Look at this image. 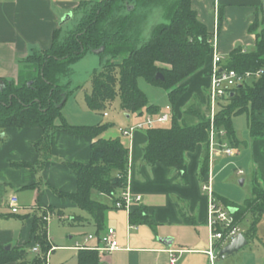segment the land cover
Here are the masks:
<instances>
[{
    "label": "trees",
    "instance_id": "obj_1",
    "mask_svg": "<svg viewBox=\"0 0 264 264\" xmlns=\"http://www.w3.org/2000/svg\"><path fill=\"white\" fill-rule=\"evenodd\" d=\"M149 1L83 0L75 10L81 13V17L74 27L63 38L61 30H55L51 46L29 53L18 77L4 79V85L0 87V128L40 127L42 137L35 142L40 153L51 152L58 131L91 138L89 162L63 160L76 176L77 190L73 193L56 191V194L91 216V220L81 215L61 220L79 224L91 222L97 234L105 229V214L111 206L94 199L92 191L110 196L113 203L120 198L129 183L130 150L125 138L104 136L114 126L113 123L72 124L63 115V107L74 88L70 82H61L60 77L68 64L87 52L103 48L99 55L102 59L109 56L100 68L93 71L91 92L85 94L86 103L92 110L103 113L106 103L120 97L125 113L142 115L146 111L159 115L162 109L150 104L139 79L144 78L151 85L164 87L168 90L172 107L171 124L144 129L148 138L143 150L144 160L150 164L161 163L185 175L186 154L202 144L201 174L206 175L209 171L212 120L205 114L197 97L183 110L181 118L175 107L187 91L184 82L201 70L212 54L213 33L199 20L192 7L193 0H163L160 4L164 5L168 22L153 25L148 39H143L141 32L133 37L127 31L128 17ZM129 6L133 8L129 10ZM122 8L128 13L120 21L114 15ZM218 16L220 29L223 19L221 10ZM111 19L113 29L107 30L105 25ZM258 26L259 22L255 20L249 28L256 37L255 49L249 51L236 46L223 62V67L240 73L262 70L260 76L236 86L228 95L227 103L219 104L215 113V129L225 130L227 141L233 147L240 145L233 124L236 115L247 114L253 138L264 137V121L261 119L264 112V29L258 31ZM159 73L164 79L157 78ZM58 119L59 123L56 122ZM18 164L26 165L24 161ZM226 204L237 208L233 217L238 224L247 220V214L252 215L250 228L244 234L248 239L255 237L258 222L264 214V188L255 185L251 196L243 204L230 201ZM56 211L61 209L50 206L34 218L32 247L39 244L44 255L56 246L49 238L46 219L48 214ZM183 216L185 222L194 223L192 218ZM129 221L135 225H154L144 205L132 207ZM27 246L14 245L7 249L0 245V264H46V255L37 254L27 261ZM77 258L79 264H102L96 249H79Z\"/></svg>",
    "mask_w": 264,
    "mask_h": 264
},
{
    "label": "crops",
    "instance_id": "obj_2",
    "mask_svg": "<svg viewBox=\"0 0 264 264\" xmlns=\"http://www.w3.org/2000/svg\"><path fill=\"white\" fill-rule=\"evenodd\" d=\"M82 1L0 0V78H17L29 53L49 48L54 31H62V16L69 12L70 18ZM262 2L192 1L199 20L207 26L209 32L214 33L219 24V10L223 19L220 29L218 25L212 54L207 58L205 66L184 82L187 91L177 102L175 111L183 112L196 97L202 100V104L208 102V92L204 91H209L214 53L225 57L239 45L248 50L255 48L256 37L250 33L249 28L258 17ZM125 115V127L143 120L134 122L131 119L133 113ZM261 119L264 121V114ZM41 137L40 127L0 128V217L15 216L22 220L18 222L17 245L32 244L34 218L48 207H76L68 199L56 194V191L73 193L77 190L76 176L63 160L87 163L91 158L92 140L88 136H73L58 131L48 154L40 153L35 147V142ZM125 140L130 150L129 189L133 195L142 197L133 206H146L154 225L139 224L128 230L130 212L116 208L113 199L108 196L111 207L105 214V229L115 228L119 249L109 253L99 252L102 264H172L170 250L177 257L175 264H216L220 257V247L226 243L221 241L212 244L208 225L209 196L202 186L211 179L216 198L225 204L226 201L231 202L223 187L219 188L214 180L219 174L214 165L220 155L213 156L208 173L202 175L204 146L199 144L194 151L186 154L187 169L186 174L182 175L161 163L150 164L144 160L143 150L148 142L145 130H137ZM244 145L248 146L245 142ZM236 153H240L238 148ZM261 153L264 154V137H254L251 155L252 163L258 170H264V155ZM21 161L26 165L20 166L18 163ZM259 187L264 188V183ZM14 195L19 199L20 209L17 213H13L9 207L10 197ZM183 214L192 218L194 223L185 222ZM16 234L14 228L0 226V245L8 246ZM89 234H94V237L86 241ZM89 234L83 239V244L97 245L101 233ZM162 238H171V246L162 242ZM215 246L217 257L211 259L210 251Z\"/></svg>",
    "mask_w": 264,
    "mask_h": 264
},
{
    "label": "rangeland",
    "instance_id": "obj_3",
    "mask_svg": "<svg viewBox=\"0 0 264 264\" xmlns=\"http://www.w3.org/2000/svg\"><path fill=\"white\" fill-rule=\"evenodd\" d=\"M163 0H150L145 5L139 7L133 15L128 17L127 31L133 37L142 33L143 39H148L150 31L153 25L159 23H167L168 19L165 15L164 5L160 2ZM128 13L125 8L118 10L114 17L120 21ZM69 12L61 18L62 31L61 38H63L67 32L74 27L77 21L81 17V13L73 11L70 18L66 19ZM256 20L259 22L258 31L264 29V0L259 10ZM107 30L113 29V20H108L105 25ZM244 50H248L243 48ZM255 48H252L254 50ZM250 51V50H249ZM109 56H105L104 59L93 51H89L84 54L78 60L68 64L66 66L64 74L60 77L61 82H70L71 87L74 88V92L69 96L66 104L63 107V115L69 123L72 124H95V123H113L104 136L128 138L130 136L121 135L119 127H125L127 125V118L125 111L121 108V99L117 97L112 102L106 103V107L103 113H98L92 110L86 103L85 94L91 92V75L95 69L100 68L103 62L108 60ZM224 59H228L226 55ZM140 87L147 93L150 104H155L164 111L166 106L170 105V99L168 96V90L161 86L151 85L146 82L144 78L139 79ZM204 89V88H203ZM204 92H208L205 89ZM200 100V98H198ZM193 101V100H192ZM202 100H200L201 102ZM220 104H226L227 100L222 99ZM220 106H217L215 111ZM176 108V107H175ZM145 111V108L143 109ZM203 110L205 114L211 119L212 111L208 106V102L203 104ZM161 111V112H162ZM172 111V110H171ZM179 118L183 117V112H178ZM264 113H262L263 115ZM146 115V111L143 115L133 113L132 120L135 122L139 119H143ZM59 121V119H58ZM171 122H166L162 125L169 126ZM233 124L236 131L240 145L234 147L240 150V153L228 155L225 152L220 156H217L214 169L219 171V174L214 179L219 186L225 190L226 197H229L231 202L236 204H243L244 201L251 196L252 189L255 185L262 186L264 183V170L256 169L254 162L252 163V146L253 137L250 134L247 124V114H240L233 117ZM144 130V129H140ZM215 130V129H214ZM216 132L217 129L215 130ZM224 140H227L226 136ZM244 142L248 146L244 145ZM217 148L219 147L216 145ZM261 155H264L261 153ZM216 159V158H215ZM214 160V159H213ZM215 161V160H214ZM216 167V168H215ZM223 167V168H222ZM235 167L237 169L235 170ZM239 170H243L242 173H238ZM244 179L241 183L240 180ZM262 180V182H261ZM223 194V192L221 193ZM92 197L109 204L110 199L104 194H100L97 191H92ZM218 203L226 205L221 199H217ZM9 213V212H8ZM76 214L89 218L91 216L79 207H63L61 211H56L49 214L48 219V235L56 246L50 252L48 261L49 264H79L77 258L78 249H75L76 243L83 244V239L89 233H95L96 228L93 223H69L67 219L75 216ZM247 220L239 222L234 221V225H237L240 229L239 233H244L250 228L252 223V215L247 214ZM18 222H22L19 217H0V226L12 227L17 231L16 236L8 245H17L19 228ZM103 231L100 233L102 234ZM132 232V231H131ZM130 233V232H129ZM231 239H224L222 242L228 244ZM32 244L27 246V261H31L37 253L33 251ZM44 255V254H43ZM216 264H264V214L258 222L257 234L254 238L248 240V245L240 249L239 251L228 255L226 258L218 257Z\"/></svg>",
    "mask_w": 264,
    "mask_h": 264
},
{
    "label": "built area",
    "instance_id": "obj_4",
    "mask_svg": "<svg viewBox=\"0 0 264 264\" xmlns=\"http://www.w3.org/2000/svg\"><path fill=\"white\" fill-rule=\"evenodd\" d=\"M218 35V25L213 33V38L211 39L212 45L216 43ZM224 57L219 53L213 54V68L211 72V82L209 85L208 91V106L211 108L212 116H211V131H210V141H209V152H210V162L215 155H221L222 153H226L228 155H233L236 153V150L233 146L229 144L227 140H224L226 136L225 130H221L216 132L214 126V117H215V109L219 106V102L222 99H227L228 95L231 91L238 85L248 81L254 77L260 76L262 70L258 71H246L243 73L238 72L235 69H229L223 67ZM172 107L170 105L166 106V109L161 112L159 115L148 114L142 121L137 122L134 125L120 128V132L124 136H132L133 133L140 129H145L147 127H153L157 125L164 124L169 122L170 114ZM215 129V130H214ZM218 145L219 147L217 148ZM243 170H239L238 173H242ZM203 190L208 193L209 196V210H208V225L210 228V236L212 244L215 242H221L224 239H233L235 236L239 234V227L234 225V217L233 213L230 212V206L223 205L218 203V200L215 196L211 179L205 181L202 186ZM142 197L140 195H133L129 189V183L127 187L121 192L120 198L114 202V206L118 209H126L127 211H131L133 204L136 202H140ZM9 207L13 213H17L20 209L19 199L17 196H11L9 200ZM46 219H49V214L46 216ZM135 224L131 222L128 223V230L135 227ZM242 233V232H241ZM94 234H89L86 237V241L92 239ZM98 244L95 246H89L86 243L79 244L76 243L75 249H84L91 248L96 249L100 253H109L114 250L119 249L118 240L116 237V230L114 227H107L105 232L98 237ZM215 245V244H214ZM218 247V246H217ZM221 248V247H220ZM33 251L37 254L44 256L46 255V264H49L48 257L51 251L47 252V254L43 255L41 252V248L39 244H36L32 247ZM171 252V263L175 264L177 262V257L174 255L173 250ZM211 259L217 257L216 255V246L211 248L210 251Z\"/></svg>",
    "mask_w": 264,
    "mask_h": 264
},
{
    "label": "water",
    "instance_id": "obj_5",
    "mask_svg": "<svg viewBox=\"0 0 264 264\" xmlns=\"http://www.w3.org/2000/svg\"><path fill=\"white\" fill-rule=\"evenodd\" d=\"M132 8H133V6H129L128 7L129 10L132 9ZM68 18H69V16H68ZM102 50H103V48H100V49L94 50V52L99 54ZM157 78L164 79L163 75L160 74V73L157 75ZM3 85H4V80L0 78V87H3ZM243 181H244L243 179L240 180L241 183H243ZM229 210H230L231 213L234 214L236 212L237 208L230 207ZM161 240H162V242H164L168 246H171V244H172V239L171 238H162ZM247 244H248V239L245 236V234L244 233H239L237 236H235L233 239H231L229 241V243L226 244L219 251V256L222 257V258H225L226 256L231 255V254L239 251L240 249L245 247ZM10 247H11L10 245L6 246L7 249H9Z\"/></svg>",
    "mask_w": 264,
    "mask_h": 264
}]
</instances>
